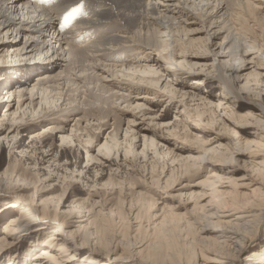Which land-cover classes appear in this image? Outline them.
I'll return each instance as SVG.
<instances>
[{
	"label": "rangeland",
	"instance_id": "rangeland-1",
	"mask_svg": "<svg viewBox=\"0 0 264 264\" xmlns=\"http://www.w3.org/2000/svg\"><path fill=\"white\" fill-rule=\"evenodd\" d=\"M175 4L190 11L181 0ZM40 8L54 16L53 9ZM54 20L56 31V15ZM189 28L191 31L184 43L174 42L180 57L172 60L166 55L167 51L162 56L155 52L147 54L164 64L162 78L172 84L175 91V95L165 91L170 98L160 90L161 81L149 89L147 97L128 88L116 91L124 97L130 95L125 102L103 98L93 84L89 91L81 88V84L77 90L78 87L71 83L69 90H65L67 93L58 90L51 94L49 90L47 95L45 92L40 95L41 90L35 91L34 104L30 106L32 94L29 90L36 81L32 80L22 98L19 93L12 98L6 95L3 82L12 77L14 84L27 79L19 74L12 75L25 67L29 59L43 62L48 61L47 58L34 52L16 55L11 45L7 46L8 51L5 48L0 52V236L10 217L20 215L18 207H6L17 201L16 187L23 185L28 188L26 194L34 188L39 199H53L51 207H56L57 213L69 214L72 220L80 221L79 227L84 233L102 234L106 239L101 240L102 243H110L108 247L113 251L108 255L109 264H152L148 255L157 251L163 256L166 244L176 248L170 254L185 261L189 251L199 248L193 239H199V229L208 225L201 221L206 210L220 207L225 199L227 204L220 210L236 213L240 205L252 203L264 194V185L257 176L264 167L259 165L264 162V116L261 114L264 113V20L257 23L251 12H233L229 30L237 39L234 52L239 45L255 47L249 51L250 56H245L246 62L232 63L220 56L213 57L210 51H217L216 45L223 42L226 33L221 32L220 37L208 41V25L196 23ZM71 30L60 31L59 35L66 38ZM139 65L152 63L142 60ZM231 65L236 72L229 71ZM222 76L230 77V82L225 83ZM116 80L126 81L119 74ZM131 87L141 86L132 84ZM16 90L21 89L14 88ZM198 111L203 115H197ZM247 113L251 116L247 122L250 125L236 120L235 115ZM209 118L214 123H207ZM230 121L237 125L238 137L234 140L221 127V123L228 126ZM196 129L206 135L199 134ZM61 137L66 140L62 141ZM197 137L204 145L192 141ZM240 139L254 144L236 147ZM217 144L228 147L231 152L238 150L239 154L225 156L230 163L225 162L224 172H217L220 181L216 179V194L211 187L204 190L195 185L209 173L205 167L209 154L204 156L203 151ZM202 156L204 160L200 161ZM186 165L190 169L200 166L199 173L186 176ZM17 177L24 182L12 183ZM233 200L238 207L231 205ZM33 222V230L42 229L28 232L2 248L7 252H1L0 264L31 263L30 259L40 251L43 240L53 234L56 227L51 220ZM186 223L195 226L189 234L183 232ZM159 228L164 230L165 239L161 242L154 233ZM193 245L195 248L190 247ZM85 247L91 246L78 249L83 251L74 264H83ZM207 255L210 256L204 252L201 256ZM202 259L205 258L196 255L192 262L211 264ZM183 261L180 264H184Z\"/></svg>",
	"mask_w": 264,
	"mask_h": 264
},
{
	"label": "bare ground",
	"instance_id": "bare-ground-1",
	"mask_svg": "<svg viewBox=\"0 0 264 264\" xmlns=\"http://www.w3.org/2000/svg\"><path fill=\"white\" fill-rule=\"evenodd\" d=\"M177 1L0 0V52L5 48V51H8L7 46L11 45V49L16 55H22V52H34L40 53L43 56L45 55L48 60L43 62L34 60L32 62L29 59L30 62H27L28 64L24 65L25 67L17 69L12 75L16 76L19 74L21 77H27V79L21 80L19 83L15 82L14 84V79H12L14 77H12L11 80L3 82V88L7 91L6 95H10L12 98L16 93H19V96L21 95L22 98L27 87L32 83V80L33 82L36 81V83L34 85L32 84L33 88L29 90V93L31 91L32 94L30 98L31 102H29L30 106L34 104L33 98L36 97V94L33 93L35 91L39 90L40 92L41 90L42 93L40 92V95L43 92L46 94L49 90L51 94L58 90L64 93L65 90H69L68 88H70L69 85L71 83L72 86L76 85L78 87L76 88L77 90H80V84L82 85L81 88L87 90L93 84L95 85V89L98 88L101 91L103 98L114 99V102L121 100L125 102L130 99L129 94L124 97V95L116 92L118 90L128 88V90L135 91L138 95L142 94V96L147 97L146 95L150 92L149 89L159 84L160 81L161 84L163 83L162 87H159L160 90H163L164 93L166 91L172 94L175 92L172 89V84L166 81L165 78H162L164 77V74H161L164 71V64L151 54L150 56L147 54L155 52L162 56L163 52L167 51L166 55L168 57L170 55L172 60H174L175 56L180 57V54L178 55L176 53V45L174 42L181 40L184 43L186 41V35L191 31L189 27L196 23L208 25V41L212 38L220 37L221 32L226 33L223 42L216 45L218 46L217 51H210L214 58L220 56L223 59L226 58V62H246L247 58L245 56H250L251 53L249 51L255 50L254 46L246 47L245 44L243 46H236L238 51L234 52L233 48L236 45L234 42L237 39L235 40V35L233 36L230 33L229 25L233 12L236 10L239 12H251L254 21L257 23L263 21L264 0H181L183 5L188 7L190 11L175 4ZM40 7L53 9L54 16L56 15V31L54 16L50 11L41 9ZM73 9H79V11L70 16L69 14L73 13ZM66 17H68L67 20L65 19ZM68 30L71 31L67 34L66 38L59 35L60 31ZM212 31L214 32L210 34ZM163 39H165L163 41L164 43L162 42ZM188 41L190 40L188 39ZM135 53L140 55L136 56ZM142 60H149L152 65H139ZM105 62L109 64H105ZM111 62L113 64H110ZM230 68L229 71L231 73L237 71L234 69V65H231ZM95 69L98 70L95 71ZM4 71H6V68ZM35 74L37 75L36 78L33 76ZM117 74L127 82H117ZM222 78L225 83L230 82V77L226 78L222 76ZM132 84L141 87H131ZM14 88L21 90L14 91ZM57 93L55 94L57 95ZM167 93L165 94L170 98ZM257 94L261 95L260 92H257ZM142 96L141 98H143ZM196 114L200 116L202 113L198 111ZM261 114L264 116V113L261 112ZM235 117L239 122L250 125L247 123L251 117L248 113L235 115ZM206 122L211 124L214 123V120L209 118ZM229 123L228 126L227 124L221 123V127L234 140L237 136V125L234 121H230ZM198 131L199 134L206 135L204 131ZM61 139L62 141L66 140L63 137ZM209 140L214 139L210 138ZM192 141L196 144L204 145V141L199 140L198 137L196 139L193 138ZM250 143L252 142L238 140L236 147H239L238 145L247 147L248 145L250 146ZM222 147L223 149H221ZM222 147L220 144H217L215 148L212 147L213 149H206L203 153L201 152L203 155L206 153L209 154V158L205 159V167L209 169V173L207 172L206 177L200 180L195 186L203 188L204 190L211 187L213 188L211 189L213 193L217 192L215 189V184L219 180L217 172L225 171L224 165L228 161L225 156L228 154L233 155V153L239 154L238 150L231 152L230 149H227L228 147ZM232 149L233 147H231ZM243 149L245 150L246 148L244 147ZM204 156L199 158L200 161L204 160ZM228 158L231 159L230 157ZM227 163L229 164L230 162ZM259 165L264 166V162ZM186 166V171L184 170L186 176L190 174L194 176L199 173L200 166H197V169H193V166L191 167L192 169L188 168V165ZM262 168L257 174L259 179L255 178L264 185V167ZM216 179L218 180L216 181ZM13 182L18 184L19 182H24V180L17 177L12 180ZM259 182L257 181V184H260ZM22 186L17 185L16 187L17 201L10 203L6 207H18L20 215L11 216L2 228L3 235L0 236V256L2 255L1 252H7V250L2 249L6 245L15 243L22 235H27L28 232L30 234L31 232L42 229L40 227L38 230H33V221L36 220L39 223H46L48 220H51L53 223H56L54 232L43 240L40 251L33 255L30 259V264H74L78 254L83 251L78 249H82L83 246H91L85 247L87 250L83 264H109V260L111 259L108 255L112 250L108 247L110 243H102L101 240L106 241L101 236L102 234L97 235L94 232L84 233L80 228L81 226L79 227L80 221L72 220L73 217L69 214L57 213V208L51 207L50 204H53V199H39L40 195L38 196L39 193L34 188H32L31 193L26 194L28 188ZM263 195L261 193V196L252 203L248 202L240 205V208L238 210L236 209V213L220 210L224 208V204L226 203L225 199L223 200L224 202L221 201L220 207L206 210L202 215V219L199 218V220L201 219V221L207 223L209 226L207 225L199 229L201 231L198 237L199 239H193L194 242L198 243L199 248L189 251V255H187L185 261L180 258L178 260L170 254V251L176 250L170 244L163 246L165 250L163 256L159 252L153 251L148 255V259L152 261V264H180L181 261L184 264H193L194 257L199 255L200 258H205L202 260L208 263L210 262L211 264H264V227H261L264 223ZM35 198H37V204L35 202L33 205ZM235 202L233 200L231 205L238 207ZM31 206L34 207L32 208ZM150 206L153 207V205ZM192 223H186L183 228L184 233L189 234L195 227H192ZM155 227L157 228V225ZM45 229H47L46 226ZM163 231L161 228L154 231V233L156 232L157 240L160 242L165 239ZM212 234L213 236L210 237L209 235ZM75 243H77L76 248ZM191 244L192 242H189V245ZM195 246L190 247L195 248ZM204 252L209 253L210 256H201Z\"/></svg>",
	"mask_w": 264,
	"mask_h": 264
},
{
	"label": "snow or ice",
	"instance_id": "snow-or-ice-1",
	"mask_svg": "<svg viewBox=\"0 0 264 264\" xmlns=\"http://www.w3.org/2000/svg\"><path fill=\"white\" fill-rule=\"evenodd\" d=\"M78 11H79V9H73V13H70L69 15L71 16V15H73L75 12H78ZM65 19L67 20L68 17H66Z\"/></svg>",
	"mask_w": 264,
	"mask_h": 264
}]
</instances>
